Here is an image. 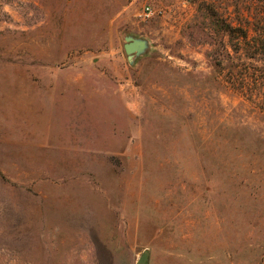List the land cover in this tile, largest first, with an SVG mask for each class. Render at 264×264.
Returning <instances> with one entry per match:
<instances>
[{
  "label": "rangeland",
  "instance_id": "obj_1",
  "mask_svg": "<svg viewBox=\"0 0 264 264\" xmlns=\"http://www.w3.org/2000/svg\"><path fill=\"white\" fill-rule=\"evenodd\" d=\"M143 254L264 264V0H0V264Z\"/></svg>",
  "mask_w": 264,
  "mask_h": 264
},
{
  "label": "water",
  "instance_id": "obj_2",
  "mask_svg": "<svg viewBox=\"0 0 264 264\" xmlns=\"http://www.w3.org/2000/svg\"><path fill=\"white\" fill-rule=\"evenodd\" d=\"M125 44L123 46L124 53L127 56L138 55L146 49V43L141 40H136L130 37L125 38ZM146 258V254H143L139 259V264H143Z\"/></svg>",
  "mask_w": 264,
  "mask_h": 264
},
{
  "label": "built area",
  "instance_id": "obj_3",
  "mask_svg": "<svg viewBox=\"0 0 264 264\" xmlns=\"http://www.w3.org/2000/svg\"><path fill=\"white\" fill-rule=\"evenodd\" d=\"M148 10V9H147ZM149 12V14L151 13V11H148Z\"/></svg>",
  "mask_w": 264,
  "mask_h": 264
}]
</instances>
